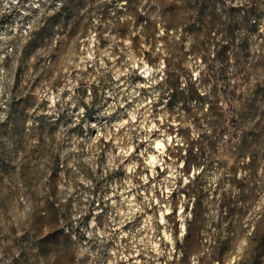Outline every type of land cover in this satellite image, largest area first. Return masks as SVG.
<instances>
[{"label": "rangeland", "instance_id": "374dc122", "mask_svg": "<svg viewBox=\"0 0 264 264\" xmlns=\"http://www.w3.org/2000/svg\"><path fill=\"white\" fill-rule=\"evenodd\" d=\"M0 264H264V0H0Z\"/></svg>", "mask_w": 264, "mask_h": 264}, {"label": "trees", "instance_id": "16d2710c", "mask_svg": "<svg viewBox=\"0 0 264 264\" xmlns=\"http://www.w3.org/2000/svg\"><path fill=\"white\" fill-rule=\"evenodd\" d=\"M188 168H189V165H188Z\"/></svg>", "mask_w": 264, "mask_h": 264}]
</instances>
